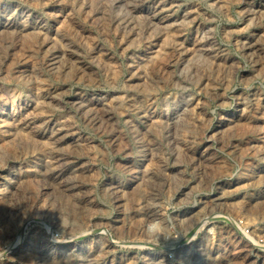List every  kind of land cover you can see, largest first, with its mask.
Masks as SVG:
<instances>
[{
    "label": "rangeland",
    "instance_id": "374dc122",
    "mask_svg": "<svg viewBox=\"0 0 264 264\" xmlns=\"http://www.w3.org/2000/svg\"><path fill=\"white\" fill-rule=\"evenodd\" d=\"M0 264H264V0H0Z\"/></svg>",
    "mask_w": 264,
    "mask_h": 264
}]
</instances>
